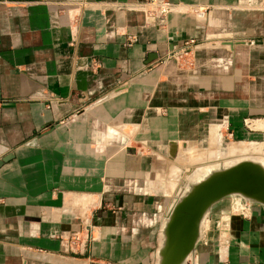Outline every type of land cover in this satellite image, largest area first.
I'll return each mask as SVG.
<instances>
[{"label":"crops","instance_id":"1","mask_svg":"<svg viewBox=\"0 0 264 264\" xmlns=\"http://www.w3.org/2000/svg\"><path fill=\"white\" fill-rule=\"evenodd\" d=\"M144 1L0 0V264H157L154 192L187 145L264 160V0ZM190 39L193 67L165 60ZM230 200L186 264H264V207Z\"/></svg>","mask_w":264,"mask_h":264},{"label":"water","instance_id":"2","mask_svg":"<svg viewBox=\"0 0 264 264\" xmlns=\"http://www.w3.org/2000/svg\"><path fill=\"white\" fill-rule=\"evenodd\" d=\"M170 144L169 154H176ZM4 157L0 164L7 160ZM240 195L264 207V166L261 162L242 158L229 165L210 169L188 184L175 198L162 228L163 241L157 249V264H186L194 252L202 220L211 207L225 197Z\"/></svg>","mask_w":264,"mask_h":264},{"label":"rangeland","instance_id":"3","mask_svg":"<svg viewBox=\"0 0 264 264\" xmlns=\"http://www.w3.org/2000/svg\"><path fill=\"white\" fill-rule=\"evenodd\" d=\"M188 56H192L191 60H193V62L191 64L188 63L185 59H189ZM179 63L184 65V67L191 68L194 66V56L189 52L186 57L184 56L183 60ZM233 145H244L247 147L251 146L243 142H229L226 139H221V141L216 143L215 141H211L210 144L204 143L199 145H187L182 150L181 155L177 159H175L177 154H175L174 156H171L169 154V156L175 160L172 161L168 173H166V175L164 176V186H160V188L158 190H155L154 192V196L157 198V205L155 207V211L153 212L154 216L161 217L162 212L165 211V209L168 207L170 201L175 200V198H177V196L182 192L183 189L188 186L190 182L198 179V176L191 175L193 174L191 172L194 170V168L198 166H204V164H212V161L219 163L216 165L219 166L222 164H231L246 157L259 160L256 156L257 154L252 155V157L238 156L237 159H235L236 157L229 159V157L231 156V154H229V151ZM259 162L264 163V160H259ZM229 197L231 199V203L234 199L237 198H241L242 201H248L240 195H231Z\"/></svg>","mask_w":264,"mask_h":264},{"label":"built area","instance_id":"4","mask_svg":"<svg viewBox=\"0 0 264 264\" xmlns=\"http://www.w3.org/2000/svg\"><path fill=\"white\" fill-rule=\"evenodd\" d=\"M142 4L149 5L150 8L147 10L148 13L153 16L154 18H163L165 17L169 12L173 10V3L168 0H145ZM195 43L194 39H190L186 41L180 48L173 50L172 52H168L166 54V59L174 58L176 61L181 62L186 55L190 52H192L191 46H193ZM188 58H185L188 63H192L193 60L192 56H188ZM232 210L237 212L238 214L242 216H247L251 211L252 203L249 201H242L241 198L234 199L231 203ZM223 220V225L220 227V237L221 239H225L226 236V222ZM86 246V240L81 241L78 244L79 249H83ZM253 264H263V263H253Z\"/></svg>","mask_w":264,"mask_h":264},{"label":"bare ground","instance_id":"5","mask_svg":"<svg viewBox=\"0 0 264 264\" xmlns=\"http://www.w3.org/2000/svg\"><path fill=\"white\" fill-rule=\"evenodd\" d=\"M257 151H258V149L255 147H252V146L247 147L244 145H233L229 151V154H231L229 159L230 158L232 159L234 157H236L235 159H237L238 156H251L252 157V155L256 154ZM251 159L257 160L255 158H251ZM257 161H259V160H257ZM217 164H219V163L212 161V164H207V165L204 164V166H198V167L194 168V170L191 172L193 174H191V175L198 176L197 178H201L202 177L201 174L202 175L206 174L210 169H212L213 167H216ZM261 164L264 166V163H261ZM226 165H229V164H226Z\"/></svg>","mask_w":264,"mask_h":264}]
</instances>
